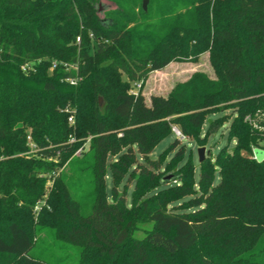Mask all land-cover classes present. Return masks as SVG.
<instances>
[{"label": "trees", "instance_id": "16d2710c", "mask_svg": "<svg viewBox=\"0 0 264 264\" xmlns=\"http://www.w3.org/2000/svg\"><path fill=\"white\" fill-rule=\"evenodd\" d=\"M143 1L0 0V264H49L45 230L77 264H264V132L245 121L264 112V0ZM205 52L216 80L146 103L152 72ZM225 110L233 149L197 176L185 148L151 158L172 126L203 146Z\"/></svg>", "mask_w": 264, "mask_h": 264}, {"label": "rangeland", "instance_id": "374dc122", "mask_svg": "<svg viewBox=\"0 0 264 264\" xmlns=\"http://www.w3.org/2000/svg\"><path fill=\"white\" fill-rule=\"evenodd\" d=\"M201 73L206 75L211 80L217 79V74L210 62L209 52H205L199 56L195 62H172L160 71L152 72L148 78L144 81L142 87V94L145 97L146 103L150 104V98L153 95L167 96L169 92L179 83H185L195 74ZM137 91V88L135 89ZM234 117L233 110H225L218 114L209 115L206 117L205 124L202 129V137L206 136L208 129L213 121L223 119L224 125L220 128L212 127L211 133L207 138L206 143L203 146L195 141L188 139L185 142H180V145L172 149V144L175 141L173 135L164 139L151 153V158L157 159L160 156L165 158L166 162H170L177 153L181 151V148H185L186 154L184 161L192 157L194 166L196 167V176L199 170V160L197 151L199 148H206V159H214L216 155L225 147L229 151L233 149L234 142L229 143L227 140L228 130L231 121ZM255 158L258 161L264 159V143L262 147H258L254 150ZM172 175H168L171 177ZM108 190L111 187L110 178H107ZM127 190V203L131 204V192L133 191V183H127L124 181L119 191ZM150 228V225H140V231L135 236L143 237V231ZM79 249L74 246H69L61 243H56L50 231H41L38 236V242L32 251L33 256L42 257L49 264H77Z\"/></svg>", "mask_w": 264, "mask_h": 264}, {"label": "built area", "instance_id": "2783aa9c", "mask_svg": "<svg viewBox=\"0 0 264 264\" xmlns=\"http://www.w3.org/2000/svg\"><path fill=\"white\" fill-rule=\"evenodd\" d=\"M80 42V39H77V43ZM57 67V62H53L52 64V69H55ZM64 67L69 70V69H77V65H68L64 64ZM22 71L25 73H28L30 71L35 70V64L34 63H27L24 64L21 67ZM68 82L70 83H75L77 80L75 79H67ZM137 90L140 88V84L136 85ZM134 94L137 93V91L133 92ZM245 121L251 125L254 129L258 131L264 132V112H257L255 115H249L245 118ZM69 122L72 124L73 123V117L69 118ZM172 134L175 137V139L179 140L180 142H185L187 141V137L183 135V133L180 131V129L177 126H172ZM28 141H30V145L33 147V144L31 142V138L28 137ZM75 139L71 138L69 143H73ZM81 150H79L76 155H80Z\"/></svg>", "mask_w": 264, "mask_h": 264}, {"label": "water", "instance_id": "95a60500", "mask_svg": "<svg viewBox=\"0 0 264 264\" xmlns=\"http://www.w3.org/2000/svg\"><path fill=\"white\" fill-rule=\"evenodd\" d=\"M147 3H148V0L143 1L142 6H143L144 10H146V8H147ZM99 105H100V108L103 107L102 98L99 99ZM205 152H206V148H204V147L198 149L197 154H198L199 163L203 162L206 159Z\"/></svg>", "mask_w": 264, "mask_h": 264}]
</instances>
